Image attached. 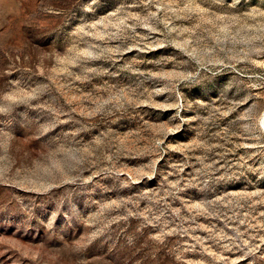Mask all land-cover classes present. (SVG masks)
Returning a JSON list of instances; mask_svg holds the SVG:
<instances>
[{"label":"rangeland","instance_id":"obj_1","mask_svg":"<svg viewBox=\"0 0 264 264\" xmlns=\"http://www.w3.org/2000/svg\"><path fill=\"white\" fill-rule=\"evenodd\" d=\"M0 264H264V0H0Z\"/></svg>","mask_w":264,"mask_h":264},{"label":"snow or ice","instance_id":"obj_2","mask_svg":"<svg viewBox=\"0 0 264 264\" xmlns=\"http://www.w3.org/2000/svg\"><path fill=\"white\" fill-rule=\"evenodd\" d=\"M85 2H87V0H85Z\"/></svg>","mask_w":264,"mask_h":264}]
</instances>
